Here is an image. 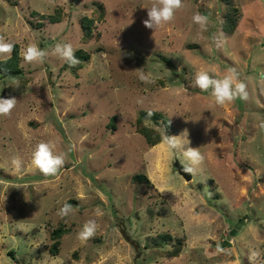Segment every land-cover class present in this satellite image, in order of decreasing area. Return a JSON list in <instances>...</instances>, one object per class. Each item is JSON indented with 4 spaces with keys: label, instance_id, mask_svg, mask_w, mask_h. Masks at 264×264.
<instances>
[{
    "label": "rangeland",
    "instance_id": "374dc122",
    "mask_svg": "<svg viewBox=\"0 0 264 264\" xmlns=\"http://www.w3.org/2000/svg\"><path fill=\"white\" fill-rule=\"evenodd\" d=\"M151 3L0 0V36L19 52L29 42L48 52L43 63L21 58L20 74L0 77V97L17 100L0 116V264H264V0H183L155 33L143 25ZM197 12L209 18L200 34ZM221 34L218 46L212 37ZM56 42L72 43L79 64L54 56ZM229 68L247 83V101L216 106L191 86L197 70L219 78ZM139 71L155 83H142ZM153 109L168 122L144 120L161 134L149 145L136 117ZM166 136L204 155L191 179L177 171L175 159L184 158ZM49 140L67 155L45 177L30 162ZM13 156L23 161L19 171ZM66 203L72 211L61 219ZM89 219L97 232L82 243L77 232Z\"/></svg>",
    "mask_w": 264,
    "mask_h": 264
},
{
    "label": "clouds",
    "instance_id": "9594fccd",
    "mask_svg": "<svg viewBox=\"0 0 264 264\" xmlns=\"http://www.w3.org/2000/svg\"><path fill=\"white\" fill-rule=\"evenodd\" d=\"M183 7V0H152L151 6L146 7L147 18L143 21L145 28L152 30L155 33L163 26L171 23L175 19V14ZM192 22L197 27L198 34L204 33L208 30L209 18L199 12L193 15ZM212 40L221 46L226 42V38L221 36H213ZM16 45L12 42H6L3 36H0V57L7 59L11 58ZM75 49L70 42H56L52 48V54L58 59L67 63L70 67H75L79 64V60L75 55ZM22 60L28 64L43 63L48 56V52L41 49L38 45L31 42L26 47H21L19 52ZM140 69V68H139ZM136 69V70H139ZM138 79L144 84L155 83L151 74H145L142 71L138 73ZM264 81V76H262ZM193 88H198L202 92L209 93L216 106H225L234 103L237 99L247 101L249 99L248 85L239 78V73L235 68H229L227 72L217 78L208 71L197 70L194 73V79L191 82ZM18 87V82H17ZM264 91V88H262ZM17 100L15 97L2 98L0 97V116H10L12 110L16 106ZM151 115V113H149ZM264 129V123L259 125ZM181 137V136H180ZM165 142L169 151H175L182 154L184 161V173L194 176L197 168L204 162L205 157L199 151V148L187 147L185 148L179 137H165ZM188 144V143H187ZM57 143L54 140L47 142H40L36 144L35 150L32 153L30 166L38 170L45 177L56 176L63 168L66 161V152H57ZM12 167L15 171H19L23 166V161L18 156H13L11 159ZM72 211L70 204H64L62 208L57 211V215L64 219L69 216ZM97 221L89 219L84 222L81 229L77 232V239L82 243H86L93 238L97 232ZM255 255V254H253Z\"/></svg>",
    "mask_w": 264,
    "mask_h": 264
},
{
    "label": "trees",
    "instance_id": "16d2710c",
    "mask_svg": "<svg viewBox=\"0 0 264 264\" xmlns=\"http://www.w3.org/2000/svg\"><path fill=\"white\" fill-rule=\"evenodd\" d=\"M224 1L227 4H230L229 3L230 0H224ZM32 11L36 14H39L41 17L47 18L50 22H58L60 20V17L53 13H45V12L40 13L37 10H32ZM90 20L91 18H88V16H84L81 21L83 39L86 41L88 40V38L91 36V33H92V29L90 26ZM235 22H236V19L234 17H231V20L227 21L228 26L226 27V29L228 31H231V29H233V27L235 26ZM12 43L16 45V48L13 51L11 58L7 59L6 62H5V58H0V77H13V76H16L17 74H20L23 71V68L20 65L21 57L19 55V45L17 42H12ZM88 57H89V54L87 52L82 53L83 59H87ZM164 60L168 61L169 58H165ZM149 113H151V115H149ZM145 119H151L157 123H160L161 121L165 124L168 122V120L166 116L158 110H154V109L153 110H140L138 112V115L136 117V130L140 132L141 134H143V136L146 139V142L149 145H153L157 143L158 141H160L161 134L159 133L157 128L145 124L144 123ZM165 130H166L165 131L166 133H170L169 126L166 125ZM133 177L139 181L148 180V178L143 173H137ZM61 229L62 228L55 229L54 233L58 235L61 234ZM58 235H56V237ZM178 248L179 247L177 246L174 250L169 251V253H176L178 251ZM8 254L11 257L15 258L12 250H9Z\"/></svg>",
    "mask_w": 264,
    "mask_h": 264
},
{
    "label": "water",
    "instance_id": "95a60500",
    "mask_svg": "<svg viewBox=\"0 0 264 264\" xmlns=\"http://www.w3.org/2000/svg\"><path fill=\"white\" fill-rule=\"evenodd\" d=\"M174 165L176 166V169L177 171L186 179H191L192 175H188L186 173H184L183 171V165L182 163L178 160V159H175L174 161Z\"/></svg>",
    "mask_w": 264,
    "mask_h": 264
}]
</instances>
